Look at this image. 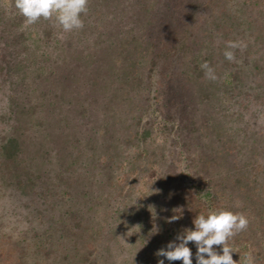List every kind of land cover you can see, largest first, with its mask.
<instances>
[{
	"label": "rangeland",
	"instance_id": "1",
	"mask_svg": "<svg viewBox=\"0 0 264 264\" xmlns=\"http://www.w3.org/2000/svg\"><path fill=\"white\" fill-rule=\"evenodd\" d=\"M200 1L209 48L247 45L222 76L234 98L211 100L216 66L209 80L185 54L165 69L173 90L156 83L153 0H89L71 33L43 19L23 28L14 0H0V264H182L156 253L195 229L204 201L187 187L205 176L209 210L244 213L239 245L249 239L264 264V0Z\"/></svg>",
	"mask_w": 264,
	"mask_h": 264
},
{
	"label": "trees",
	"instance_id": "2",
	"mask_svg": "<svg viewBox=\"0 0 264 264\" xmlns=\"http://www.w3.org/2000/svg\"><path fill=\"white\" fill-rule=\"evenodd\" d=\"M153 1H155V4L158 5V8H155L150 14V17H153V19L150 20V23L148 25L152 27L154 26L156 28V31H160V32H156L155 33L156 35L153 38H151L150 47L154 45L157 46L156 42H158V44L160 45L158 46V49L161 51L160 52L161 57L162 56L163 57L162 58L160 57L159 59H157L158 65L160 68H156V69L159 75L164 74L163 76L156 78V83L163 85V88H164L163 91L171 92L173 90L172 86L175 84L174 83L175 81L172 80L173 78L171 76V73L165 71V69H170L173 65H175L176 62L179 61L177 60L178 57L180 55L185 54V56L183 57H187L190 64L192 65L194 64V65L191 67L186 62L185 64H187V67L191 68L193 71H196L199 69L201 70L200 65L206 61L208 62L209 65L216 66L215 70L217 71L218 77L219 76L220 77H219V81L214 82L213 84L214 86L212 87L213 89L212 91L210 90L209 98L211 100L217 99L219 101H221L222 98H226V99L229 98L232 94V91L229 89L231 85L229 84L228 81L225 82V80L222 79V76L225 77L224 79L228 78L226 76V74L229 75L227 68L229 66H233L232 64H234L235 62H230L227 59H225L223 53L226 49H224L223 47L214 46L212 48H209L210 46L208 45V43L204 41V39L206 40L207 38H209L208 35L204 33L202 30L197 31V29L195 28V25H196L195 23L197 22L198 18L196 14L192 13V10H195L193 9V6L196 9L203 8L201 5H199L198 0H153ZM210 1L212 0H204V2L202 1L200 2L205 4L206 6H214V4L210 3ZM262 16L264 18V15ZM235 17L237 20V28H239V30H241L240 29L241 26L243 28L247 27L246 24L240 20L238 14H235ZM222 18L223 17H221V20L223 21L224 18L223 19ZM227 23L228 22L226 19L225 24ZM241 31L244 32L243 30ZM204 36L206 38H204ZM199 38L200 39L202 38V40H200V42L198 43ZM200 47H204V50L209 48L207 51L208 54L206 56L203 55L202 48L199 50ZM196 48L198 50H195ZM154 65H156V60H153V66ZM261 66L263 67L262 64ZM154 69L155 67H151V70H154ZM193 71H190V72H193ZM201 71H202L201 74H203L204 70H201ZM237 75L238 76L243 75L241 73V70L237 72ZM151 76L152 75H148V77H151ZM199 77L201 78L200 75ZM177 84H178L179 90L181 88H184L186 91L188 90V87L186 88L187 85L185 83L181 85L178 82ZM239 91L243 92V89H240ZM186 94H188V92ZM183 97L189 99V96L183 95L182 99ZM231 97H233V95ZM230 127L234 128L235 126L232 123H230ZM145 130H148V129H145ZM145 134H147V131H145ZM231 135H233V131H231ZM182 145L185 146V144H182ZM242 148H238L236 153L240 155H244L243 152L241 153ZM204 151L205 149H203V152ZM224 151L226 152L225 153L226 156L232 155L231 148H228L227 150H224ZM202 156L203 155H200L199 159H201ZM179 160L182 162L183 165L185 162H189L185 157L182 159L179 158ZM228 161L229 160H227V162ZM189 175H193L192 172H189ZM205 175L206 174H201V176H205ZM229 182L230 184H235L233 178L230 179ZM208 185H209V179H208V176H205L204 178H200V180L196 179L194 183L190 184L187 187V190L189 191L190 197L192 199L199 200L202 197L204 201V205L199 203L197 204V207L195 209H192V211H190L193 221H194V218L198 216L199 214L207 215L209 213L208 211H210L208 208L209 205L207 201H208V198L211 196V194L208 191H206ZM213 206L214 205H210L211 208H213ZM242 234L244 235V231L241 232V239H242ZM236 236L229 240V245L232 246L236 250V252H233V256L235 257L236 261L239 264H243V259L246 256V254H248L249 252H251L255 258L253 243L249 241V239L245 238L242 241L241 245H239L240 241ZM71 248L72 247L69 246V249ZM217 249L222 252V246L217 247ZM147 256H151V255L148 254ZM6 259H9V257H7ZM6 259L4 258L3 261H5ZM9 261L11 262L12 259H10ZM255 262H256V258H255Z\"/></svg>",
	"mask_w": 264,
	"mask_h": 264
},
{
	"label": "clouds",
	"instance_id": "3",
	"mask_svg": "<svg viewBox=\"0 0 264 264\" xmlns=\"http://www.w3.org/2000/svg\"><path fill=\"white\" fill-rule=\"evenodd\" d=\"M89 0H14V8L24 18L23 28L36 24L41 19L52 22L61 33H71L83 29L82 14L88 11ZM242 41H227L224 57L230 62L236 61L235 49L246 48ZM209 80H217L215 70L204 62L200 65ZM236 207H240L237 201ZM180 219L173 216L169 223ZM195 229H185L166 248H161L156 255L165 257L169 262L182 261V264H193V253L188 246L194 242L197 246L196 264H237L233 259L236 250L229 245V240L246 231L249 226L248 217L241 212L228 209L211 210L207 215L199 214L193 221ZM177 241H179L177 243ZM222 246V254L216 251ZM117 264H121L118 260ZM158 264H164L159 260ZM243 264H255L251 252L246 254Z\"/></svg>",
	"mask_w": 264,
	"mask_h": 264
}]
</instances>
